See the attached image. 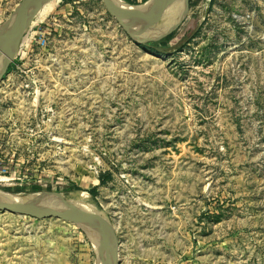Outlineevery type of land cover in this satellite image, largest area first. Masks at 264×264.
Here are the masks:
<instances>
[{"label":"rangeland","instance_id":"374dc122","mask_svg":"<svg viewBox=\"0 0 264 264\" xmlns=\"http://www.w3.org/2000/svg\"><path fill=\"white\" fill-rule=\"evenodd\" d=\"M24 1L0 0V22ZM188 1L156 43L103 0L55 2L48 44L0 74V198L92 211L120 264H264V0ZM0 264L96 257L74 223L0 211Z\"/></svg>","mask_w":264,"mask_h":264},{"label":"water","instance_id":"95a60500","mask_svg":"<svg viewBox=\"0 0 264 264\" xmlns=\"http://www.w3.org/2000/svg\"><path fill=\"white\" fill-rule=\"evenodd\" d=\"M47 0H25L17 10L21 14L16 20H8L0 28V74L8 69L15 58V53L24 37L29 24L39 9ZM106 9L119 24L137 42H152L162 39L165 35L173 32L183 19L187 9L188 0H183V13L178 16L174 24L153 36L147 34L152 31L146 24L150 18L160 12L159 6L167 0H144L132 5V9H120L115 0H103ZM156 7V8H155ZM146 20V21H145ZM0 211H10L20 215L40 218H58L79 226L89 238L96 257V264H120L119 241L114 226L107 223L101 216L92 211L58 209L43 201L17 197L11 199L0 198ZM96 237L97 242H94Z\"/></svg>","mask_w":264,"mask_h":264},{"label":"bare ground","instance_id":"6f19581e","mask_svg":"<svg viewBox=\"0 0 264 264\" xmlns=\"http://www.w3.org/2000/svg\"><path fill=\"white\" fill-rule=\"evenodd\" d=\"M57 1L58 0H47L45 2V4L39 9V11L35 15V17L32 19V21L29 24L27 29H29L37 21H40L43 18L47 17L49 11L53 8L55 2H57ZM115 3L117 5V7H119L120 9H123V10H125V9L128 10V9L134 8V6H132L131 4H129L128 2H126L124 0H115ZM183 4H184L183 0H167L162 5V7L159 6L160 12L158 14H156L155 16H153L152 18H150L148 20V22H146V24H148L151 27L152 31L153 30L154 31H161V30H164L165 28L172 26L174 24L175 20L178 19V16H180L183 13ZM158 23H160V25H158ZM21 44H22V41H21ZM21 46L22 45H20V47H18V48L20 49ZM16 53H17V51H16ZM0 180H3V177L1 175H0ZM26 196H29L33 199L38 198V199L49 200V201L51 199V197L49 195L42 194V193H30V194H26ZM86 197L87 196L84 195V193L82 195H80V197L78 199L79 204L82 207L91 208L89 200ZM14 198H17V197H14ZM58 204L61 205L62 202H59ZM94 242H97L96 237L94 238Z\"/></svg>","mask_w":264,"mask_h":264},{"label":"built area","instance_id":"2783aa9c","mask_svg":"<svg viewBox=\"0 0 264 264\" xmlns=\"http://www.w3.org/2000/svg\"><path fill=\"white\" fill-rule=\"evenodd\" d=\"M128 2L127 0H124ZM142 1L143 0H138ZM51 31V25L48 22H42L35 24L30 31H26L25 33V40L23 41V48L20 50L18 55H16V58L19 56V58L22 57V51H25V47H30L34 45L45 47L49 42V35ZM26 52H23L25 54ZM11 172V169L8 165H5V160L2 157L1 151H0V174H7Z\"/></svg>","mask_w":264,"mask_h":264},{"label":"trees","instance_id":"16d2710c","mask_svg":"<svg viewBox=\"0 0 264 264\" xmlns=\"http://www.w3.org/2000/svg\"><path fill=\"white\" fill-rule=\"evenodd\" d=\"M143 1H144V0H143ZM149 43H156V41H152V42H149ZM9 69H10V68L8 67V70H9ZM109 176H110V174H108V175H101V176H100V184H102V185L105 184V183L107 182ZM87 191H88V193H89L91 196H96V195H97V186H94V187L88 189Z\"/></svg>","mask_w":264,"mask_h":264},{"label":"crops","instance_id":"0c3cea01","mask_svg":"<svg viewBox=\"0 0 264 264\" xmlns=\"http://www.w3.org/2000/svg\"><path fill=\"white\" fill-rule=\"evenodd\" d=\"M127 1H128V3L131 4V5H137V4H139V3L142 2V1L140 2V1H138V0H127ZM132 3H133V4H132ZM7 21H8V20H6V21H5V20H2V21L0 22V27H1L4 23H6ZM24 36H25V35H24ZM22 39H23V38H22ZM21 41H22V40H21ZM20 45H21V43H20ZM20 45H19V46H20ZM22 46H23V43H22ZM22 46H21V47H22Z\"/></svg>","mask_w":264,"mask_h":264}]
</instances>
